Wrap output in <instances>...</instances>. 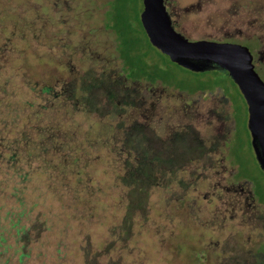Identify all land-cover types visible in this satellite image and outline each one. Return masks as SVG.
Wrapping results in <instances>:
<instances>
[{
    "label": "rangeland",
    "instance_id": "374dc122",
    "mask_svg": "<svg viewBox=\"0 0 264 264\" xmlns=\"http://www.w3.org/2000/svg\"><path fill=\"white\" fill-rule=\"evenodd\" d=\"M263 6L202 0L181 12L182 26L191 37L233 40L255 54L258 39L264 43ZM140 8V0H0V137L25 134L36 143L33 128L50 115L78 133L76 144L94 143L85 168L101 179L91 200L97 216L73 219L48 191L51 166L34 169L42 159L34 154L22 166L28 179L12 177L0 195L1 221L16 216L17 183L33 203L18 220L49 264L60 240L61 264H264V171L242 94L224 72L193 70L162 52ZM134 157L149 161L150 186L140 169H126Z\"/></svg>",
    "mask_w": 264,
    "mask_h": 264
},
{
    "label": "trees",
    "instance_id": "16d2710c",
    "mask_svg": "<svg viewBox=\"0 0 264 264\" xmlns=\"http://www.w3.org/2000/svg\"><path fill=\"white\" fill-rule=\"evenodd\" d=\"M51 88L49 85L43 86L42 90L48 92ZM52 96L54 97V95ZM49 108L46 107L44 109L47 110ZM44 120L46 122L41 123L39 128H33L36 137H38L36 143H33L30 138L27 139L25 134H21L20 131L18 133L23 136L18 141L15 140V137V139L7 138V140L2 139L3 136L0 137V195H5L4 187L10 183L9 180L12 177L22 182V184L28 179L27 174H25L26 171L22 172V166H29L35 154L36 159L39 157L42 159L35 162L37 166L34 169H43L49 165L52 168L51 173L47 174L46 177V181H49L47 187L50 188L48 191L59 201L60 207L69 211V216L73 219L85 221L94 219L97 216L99 204L93 203V192L99 194L101 190L99 189L100 185L98 186V183L94 182L95 179L91 176V173H88L89 167L85 168L87 162H89V158L86 156L87 148L94 143H87L86 139H84L83 141L80 140V144H76L75 135L78 133L73 131L71 127L64 124L61 120L56 122L50 115L44 117ZM99 144L101 145L102 143L99 142ZM80 145L83 146V150H81ZM137 159V157L126 159L124 162L127 165L126 169L130 170L129 172L140 169L144 177L147 179L152 178V181L148 184L150 186L154 182L155 176L151 177V170L144 168L147 167L149 161L143 158ZM43 162L44 164L42 165ZM12 165L15 168L10 170ZM123 169L126 171L125 168ZM112 170L116 175L112 179H117V166L112 168ZM103 172L106 171L103 170ZM13 173L15 176H12ZM95 181H101L100 177ZM78 182L82 183L80 185H85L78 188ZM111 182L113 181L111 180ZM89 184L90 186H88ZM10 186V196L14 199L17 212L13 219L9 218L6 220V224L1 221L3 215L0 216V264H49L48 260L42 257V252L35 250L34 246H31V234L25 233L27 227L25 223L28 222L24 223L18 220L24 209L29 211L33 203L24 201L25 187L23 185L19 187L17 183H12ZM64 195L70 201H74L73 203L77 208H71L72 202L62 200L61 198H65L63 197ZM5 213L7 215L6 210L3 214ZM7 217L9 216L7 215ZM24 236L27 238H24ZM61 246V240L53 243L55 254L52 261L54 264L63 262ZM77 250L81 252L82 247Z\"/></svg>",
    "mask_w": 264,
    "mask_h": 264
},
{
    "label": "water",
    "instance_id": "95a60500",
    "mask_svg": "<svg viewBox=\"0 0 264 264\" xmlns=\"http://www.w3.org/2000/svg\"><path fill=\"white\" fill-rule=\"evenodd\" d=\"M142 3V26L162 52L193 70H220L236 84L246 104L250 146L264 171V81L253 68L248 47L232 41L188 39L173 29L161 0Z\"/></svg>",
    "mask_w": 264,
    "mask_h": 264
},
{
    "label": "flooded vegetation",
    "instance_id": "af4514ba",
    "mask_svg": "<svg viewBox=\"0 0 264 264\" xmlns=\"http://www.w3.org/2000/svg\"><path fill=\"white\" fill-rule=\"evenodd\" d=\"M140 1H141V8H140V11H141V9L143 7V3H142V0H140ZM161 3L164 6V9L166 10V12H167V14L169 16L170 24L172 25L173 29L178 31V32H180V33H182L188 39L205 38V39H212V40H223V41L236 42V41H233V40L215 39V37H212V36H209V35H201V36H198V37H191V36L187 35L184 32V28L185 27L182 26V17H183V15L181 14V12L189 13L192 10L200 8V4L202 3V0H194L193 2L192 1L184 2L183 0H161ZM263 7H262V9H264ZM248 22H249V20H248ZM262 24H263V22H262ZM225 37L227 39L230 38L229 36H225ZM258 45L259 46L255 50V54H254L253 50L250 47L248 49H250L249 51L251 53V61L253 63V68L255 67V69H257L256 66H262L263 70L260 73L264 77V43L260 42V39H258ZM229 185L231 187V184H229V182H227V183H225V184H223L221 186L226 188V189H228ZM235 190H236L235 188H232L231 191H230L231 192V199H230L229 205H230V207H232V209H234L236 206H238V203H239V201H238L239 200L238 199V193H236V195L234 196V191Z\"/></svg>",
    "mask_w": 264,
    "mask_h": 264
}]
</instances>
